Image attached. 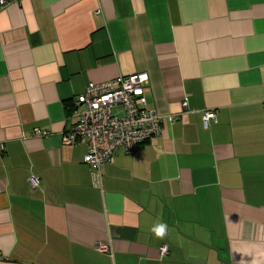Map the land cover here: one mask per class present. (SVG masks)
Returning <instances> with one entry per match:
<instances>
[{
	"label": "crops",
	"instance_id": "crops-1",
	"mask_svg": "<svg viewBox=\"0 0 264 264\" xmlns=\"http://www.w3.org/2000/svg\"><path fill=\"white\" fill-rule=\"evenodd\" d=\"M140 71L161 131L98 183L62 134L88 82ZM0 264H264V0L0 5Z\"/></svg>",
	"mask_w": 264,
	"mask_h": 264
},
{
	"label": "built area",
	"instance_id": "built-area-1",
	"mask_svg": "<svg viewBox=\"0 0 264 264\" xmlns=\"http://www.w3.org/2000/svg\"><path fill=\"white\" fill-rule=\"evenodd\" d=\"M6 2L0 0V5ZM147 83L148 74L145 71L121 74L104 82H88L83 93L76 98L73 117L62 134V142L86 145L83 163L93 169L98 183L103 166L110 163L119 150L133 153L141 143L161 131L163 117L146 107ZM183 108L186 110V104ZM168 119L173 118L170 116ZM213 122H216L214 111L204 110L203 127L209 128ZM48 133L35 128L30 135L43 137ZM28 183L33 188L40 187V180L34 175L29 176ZM99 249L105 250L106 247L99 246ZM167 252V245H162L160 254Z\"/></svg>",
	"mask_w": 264,
	"mask_h": 264
},
{
	"label": "clouds",
	"instance_id": "clouds-1",
	"mask_svg": "<svg viewBox=\"0 0 264 264\" xmlns=\"http://www.w3.org/2000/svg\"><path fill=\"white\" fill-rule=\"evenodd\" d=\"M155 232L158 236H163L164 234V227L163 226H160L158 228L155 229Z\"/></svg>",
	"mask_w": 264,
	"mask_h": 264
}]
</instances>
